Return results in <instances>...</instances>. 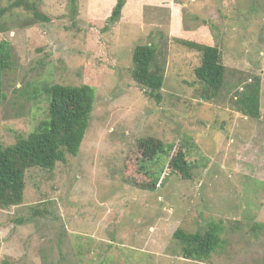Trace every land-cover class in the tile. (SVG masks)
<instances>
[{
  "label": "rangeland",
  "instance_id": "1",
  "mask_svg": "<svg viewBox=\"0 0 264 264\" xmlns=\"http://www.w3.org/2000/svg\"><path fill=\"white\" fill-rule=\"evenodd\" d=\"M30 1L49 21L15 9L0 33L12 49L0 144L50 119L56 85L92 86L96 100L78 155L28 169L23 204L0 208V264H264V0H125L109 29L117 0ZM182 41L221 51L216 96L196 78L201 53ZM150 43L164 75L158 95L131 76L135 49ZM258 84L253 119L236 101ZM60 104L74 109L65 95ZM180 150L191 179L170 168ZM212 225L222 242L210 260L185 259L174 233Z\"/></svg>",
  "mask_w": 264,
  "mask_h": 264
},
{
  "label": "trees",
  "instance_id": "2",
  "mask_svg": "<svg viewBox=\"0 0 264 264\" xmlns=\"http://www.w3.org/2000/svg\"><path fill=\"white\" fill-rule=\"evenodd\" d=\"M72 2L75 5L77 0H72ZM124 4L125 0H117L111 17L106 22V29L120 21ZM21 8L30 12L33 19L37 21H49L40 12L38 5L30 0H8V6L0 7V33L5 31L4 20L6 15ZM182 44L201 53L202 63L195 70L196 78L203 84L204 91H209L216 96L224 87L227 70L222 61L221 51L217 47L192 41H182ZM157 55L158 50L154 43L138 46L133 53L131 76L149 95H158L164 86L163 70L158 66ZM11 66V44L3 40L0 42V104L4 99L3 75ZM260 89V84L255 87H248L236 101L239 109L253 119L260 116ZM48 93L51 94L50 119L42 122L37 131L27 138L19 140L15 145L4 147L0 144V208L2 209L23 204L28 169L39 167L53 170L58 162L66 161V154L78 155L89 128L96 100L94 87L89 85L79 87L56 85L49 89ZM62 95L73 102V110L62 111L60 109ZM155 145L158 144L155 143ZM169 148L172 149L173 147L170 146ZM160 154L162 155V152ZM170 168L174 174L180 175L183 179L192 178V167L186 160V153L182 150L171 160ZM147 174L152 176L149 172ZM158 184L159 179L157 177L156 181L152 180L148 188L153 190ZM219 230L217 225H212L203 233H186L178 229L174 233V238L182 245V256L185 259L207 262L212 253L221 246Z\"/></svg>",
  "mask_w": 264,
  "mask_h": 264
},
{
  "label": "crops",
  "instance_id": "3",
  "mask_svg": "<svg viewBox=\"0 0 264 264\" xmlns=\"http://www.w3.org/2000/svg\"><path fill=\"white\" fill-rule=\"evenodd\" d=\"M172 17H173V16H172ZM172 19H173V18H172ZM153 24H154V22H152V25H153ZM154 26H155V27H159V26H157V24H154Z\"/></svg>",
  "mask_w": 264,
  "mask_h": 264
}]
</instances>
